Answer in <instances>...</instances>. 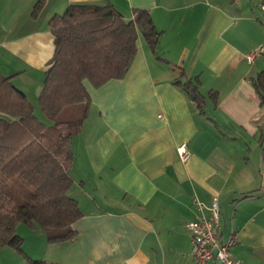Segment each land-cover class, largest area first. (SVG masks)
Returning a JSON list of instances; mask_svg holds the SVG:
<instances>
[{
	"label": "crops",
	"instance_id": "crops-1",
	"mask_svg": "<svg viewBox=\"0 0 264 264\" xmlns=\"http://www.w3.org/2000/svg\"><path fill=\"white\" fill-rule=\"evenodd\" d=\"M37 1L0 0V71L36 114L55 49L48 24L70 4L111 3L127 19L148 9L161 35L153 50L139 33L124 77L98 87L85 80L90 110L73 137L70 170L83 213L78 233L50 243L18 223L24 251L57 264H195L194 198L210 206L216 197L222 239L237 236L232 255L264 264V106L251 81L264 53L245 56L264 45L261 0H45L34 14ZM184 73L201 80L205 112L175 83ZM184 141L187 160L177 150ZM0 251L11 264L27 260L13 247Z\"/></svg>",
	"mask_w": 264,
	"mask_h": 264
},
{
	"label": "trees",
	"instance_id": "trees-1",
	"mask_svg": "<svg viewBox=\"0 0 264 264\" xmlns=\"http://www.w3.org/2000/svg\"><path fill=\"white\" fill-rule=\"evenodd\" d=\"M45 0L34 7L37 14ZM54 35V54L48 62L39 105L47 121L35 113L26 93L0 71V110L12 116L0 117V173L21 176L33 186L32 198L7 207L0 196V249L13 247L27 259L24 264H57L30 257L18 223L41 229L51 242L74 238L75 223L83 215L79 201L70 194L74 180L73 137L88 117L91 95L85 80L98 87L128 72L138 51L139 33L156 50L161 31L148 9H136L127 19L113 4L72 3L49 21ZM264 106V69L251 80ZM201 80H175L189 93L197 109L205 112L207 96ZM215 102L216 91H211Z\"/></svg>",
	"mask_w": 264,
	"mask_h": 264
},
{
	"label": "built area",
	"instance_id": "built-area-1",
	"mask_svg": "<svg viewBox=\"0 0 264 264\" xmlns=\"http://www.w3.org/2000/svg\"><path fill=\"white\" fill-rule=\"evenodd\" d=\"M260 6L264 10V0H261ZM262 53H264V45L245 56L248 62H254ZM177 150L183 160H187L191 155L186 141L180 143ZM194 203L198 209V215L187 223V228L191 233L195 264H208V262L212 264H243L231 252L237 242L235 231L232 230L227 239L223 240L221 237L222 225L220 224L218 199L213 198L210 206H206L197 198H194Z\"/></svg>",
	"mask_w": 264,
	"mask_h": 264
},
{
	"label": "rangeland",
	"instance_id": "rangeland-1",
	"mask_svg": "<svg viewBox=\"0 0 264 264\" xmlns=\"http://www.w3.org/2000/svg\"><path fill=\"white\" fill-rule=\"evenodd\" d=\"M44 82V80H43ZM37 114L44 121H47L46 116L41 111L40 105L37 107ZM76 136V135H75ZM33 186L21 176L8 178L0 173V196H4V203L7 207H12L16 204H24L32 198ZM5 251H0V264H11V257L6 255Z\"/></svg>",
	"mask_w": 264,
	"mask_h": 264
}]
</instances>
